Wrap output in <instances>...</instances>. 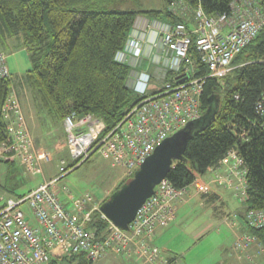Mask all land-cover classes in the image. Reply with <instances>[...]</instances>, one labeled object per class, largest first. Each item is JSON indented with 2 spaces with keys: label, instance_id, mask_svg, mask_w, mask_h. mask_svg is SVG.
<instances>
[{
  "label": "built area",
  "instance_id": "2783aa9c",
  "mask_svg": "<svg viewBox=\"0 0 264 264\" xmlns=\"http://www.w3.org/2000/svg\"><path fill=\"white\" fill-rule=\"evenodd\" d=\"M169 11L183 20L171 22L151 18L145 26L154 28V32L160 35L158 52L153 53L151 60L159 66L158 80L162 87L147 94L150 73L144 70L130 73L128 85L141 99L107 132L101 118L89 113L78 116L73 111L67 114L63 119V145L73 161L81 162L97 152L131 177L163 139L188 121L200 117L205 77L226 75L234 67V57L264 28V9L259 0H232L228 10L217 15L206 14L200 5L191 7L185 1L177 0L170 5ZM187 13L192 15L193 28L187 26ZM140 18L135 19L123 48L115 54L118 61L132 67L139 63L142 55L145 28L137 29ZM191 43L195 45L199 62L208 71L205 76H195ZM6 77H10V70L6 54L0 49V79ZM139 88L143 91H138ZM18 89L11 84L2 105V114L8 124L7 138L0 142V157L10 155L28 172H41L42 164L51 161L53 154L34 141ZM229 158L233 161L227 167V174L222 175L215 169L211 180L238 188L240 198H245L242 158L235 148L230 149L220 162ZM60 163L58 176L44 179L23 196L7 198L0 206V264H55V260L60 261L80 251L85 252L91 262L114 251L126 256L143 253L148 262L156 264L159 255L151 240L158 228L167 226L175 217L177 201L187 187L176 188L167 178L162 180L138 208L129 228L124 230L104 216L100 204L87 208L90 201L87 194L72 200L69 208L65 207L56 194V183L70 168L64 166V161ZM207 183L196 177L190 185L197 187V192H204ZM24 204L27 211L22 208ZM95 210L108 222L101 235L87 226ZM28 214L33 217V223ZM246 220L250 226L264 227V209L247 210ZM251 245L261 250V244L254 236L239 234L235 237L232 249L242 260L240 264H264L246 252Z\"/></svg>",
  "mask_w": 264,
  "mask_h": 264
},
{
  "label": "trees",
  "instance_id": "16d2710c",
  "mask_svg": "<svg viewBox=\"0 0 264 264\" xmlns=\"http://www.w3.org/2000/svg\"><path fill=\"white\" fill-rule=\"evenodd\" d=\"M124 1L0 0V46L9 41L21 43L31 64L16 82L11 72L10 77L0 79V142L7 138L8 120L3 117L2 105L11 84L28 88L40 132L44 129L51 133L44 134L47 143L65 138L63 119L72 111L78 116L89 113L101 118L107 132L140 101L128 85L132 66L118 61L116 52L123 48L138 15L171 22L183 18L169 11L177 0H164V13L110 6ZM134 1L138 4V0ZM183 1L191 7L200 5L208 15H217L227 11L232 0ZM259 2L264 9V0ZM190 55L196 64L195 76H205L208 71L199 62L194 43ZM232 64L234 67L222 77H205L199 118L210 116L215 110L214 117H207V125L192 134L183 158L173 161L166 178L174 187L188 189L198 175L217 169L227 152L235 148L245 170V198L240 200L247 212L264 209V28L234 57ZM14 160L10 155L0 157V161L10 164ZM78 162L74 160L66 168ZM230 217L226 216L225 222L229 223ZM87 226L101 235L108 222L95 210ZM243 226L240 235H252L260 242L261 250L254 253L258 256L255 259L263 263L264 227L248 225L246 214ZM61 260L66 264H92L82 251ZM60 261L55 260V264Z\"/></svg>",
  "mask_w": 264,
  "mask_h": 264
},
{
  "label": "rangeland",
  "instance_id": "374dc122",
  "mask_svg": "<svg viewBox=\"0 0 264 264\" xmlns=\"http://www.w3.org/2000/svg\"><path fill=\"white\" fill-rule=\"evenodd\" d=\"M110 6L117 7L119 9H154L160 10L163 13L165 12L164 0H138V4H136L134 0H126L121 3L119 2L111 4ZM187 18L191 19L192 15L190 13H187ZM0 48L6 54L7 64L12 74L13 81L16 82L22 79L27 69L31 67L27 49L17 41H9L6 45H1ZM162 85V82H159L160 88L162 87ZM19 89L21 94L20 96L22 108L27 123L28 125H30V130H33L34 128L32 133L34 141L36 142V144L48 149V151L52 152L53 155L51 161L42 164L41 172H28L25 167L21 166V164L16 160L13 161L14 164H10L7 161H0V196H2L4 199L0 201V206L5 202L7 198H17L23 196L27 194L29 190L37 187L42 182L41 176L44 177V179L58 176V167L60 166L61 161H64L65 167L72 164L73 162L71 156L69 155V152L63 145V136L61 137V139L53 143V145L49 146V144H51L52 142L47 144L45 135L42 134L45 132V130L43 129L42 132H40V128L37 125L36 116L32 108L31 97L28 88L23 84V86H19ZM44 127H47V125H45ZM56 153L57 155L60 154V160L57 159L54 161ZM18 163L20 164V167ZM212 175L213 171L210 170V177L209 180H207L208 185H210L211 183H217L211 180ZM129 179L130 177L125 174V170L123 168L114 166L110 159L104 158L99 153L95 152L87 160L79 162L72 168L70 167L68 173L65 174L56 184L57 188H59V197L65 200L67 206L69 205L70 200L81 198L87 194L90 198V201L87 204V208H91L94 205L99 204L105 197H107L112 191H114V188L118 186L119 183L127 181ZM191 187L194 188L195 191L198 190L197 187L195 188L193 185H191L183 194L180 200H183L185 196L190 194L192 189ZM66 192L72 196L71 199L65 197ZM236 195L234 193L233 196L235 197H232V199L228 200V206H231L233 209L238 208V211L242 212L245 216V206L244 204L242 205L240 201H237L238 195L237 197ZM180 200L177 201V204L178 202H180ZM190 204L191 208L186 213L187 216L190 212V218L189 221L188 219L186 220L187 226L185 230L195 228L199 222L203 221L207 216L210 215L209 211L201 213V208L193 207L194 202H190ZM22 208L24 211L28 210L26 204L22 205ZM225 227L222 229L220 228V230L216 231H214V228V230L207 233L198 242L195 240L188 241L187 237L179 235L176 243L182 244L187 242L185 248L187 249L185 250V252H187V255L184 257L187 260L191 261L192 264H214L215 262L224 260V257L228 260V264H238L235 256L229 257V253L232 254L230 244L228 242V239L231 236V232L229 229H225ZM252 246L255 247V251L256 249H258L256 245ZM152 247L154 250H156V246L153 245ZM246 252H249V249ZM107 254H115V252L111 251ZM107 254H105L107 257L104 255L99 260L92 262V264H120L116 262L113 263L111 257ZM134 255H138L146 262H148L146 255H144L143 253H136ZM158 255L160 256L159 253ZM254 255L258 259V256H256V254ZM159 256H157L156 258V264L163 263L162 259H160L161 257ZM118 257L121 256L118 255ZM238 258L240 260V257ZM125 262L126 264L129 263V261L126 260ZM148 263L152 264L151 262ZM60 264H66V261L61 260Z\"/></svg>",
  "mask_w": 264,
  "mask_h": 264
},
{
  "label": "crops",
  "instance_id": "0c3cea01",
  "mask_svg": "<svg viewBox=\"0 0 264 264\" xmlns=\"http://www.w3.org/2000/svg\"><path fill=\"white\" fill-rule=\"evenodd\" d=\"M138 16L141 18L137 21V29L141 31L145 28V26L147 25V21L151 18L147 16H143V15H138ZM191 19L186 18V23H187L188 28H193V22ZM159 41H160V35L154 32V28L152 27L145 28L143 41H142L141 58L139 59L138 64H135L134 67H131V74H134L140 70H144L150 73L151 79L147 87V93H150V94L160 89L159 82L161 81L158 80L159 66L151 60V56L153 55V53L158 52ZM29 128H30V125H29ZM33 130H30L31 133H33ZM42 134H51V133L44 132ZM59 139L61 138L59 137L56 139L54 138L51 141L52 142L51 144L49 143L47 144L51 146L53 145V143H55ZM65 149L67 150V148ZM59 156L60 154L57 155L56 153V157H54L55 158L54 161L57 159L60 160ZM232 161L233 160L229 158L226 162H220L218 164L219 166H217V170L222 175H226L227 167L230 165V163H232ZM11 164H14V163L11 162ZM19 167H20V164H19ZM214 170L215 168L212 171L214 172ZM209 174H210V171L206 172L205 174L201 176L198 175L197 177L201 182L206 183L207 180H209V177H210ZM41 178H42L41 180L43 181L44 177L41 176ZM233 191L235 195L236 193L238 195V188H234V187L230 188L221 181L217 183H211L210 185H208L206 191H204L203 193L197 192L195 191L194 188H192L190 194H188L187 196H185V198H183V200H180V202H178L176 206L175 217L169 222L167 226L158 228L153 237L152 244L156 246L157 252L162 257V262H163L162 264H192L191 261L187 260L184 257L187 255V252H185V250H187L185 249L187 242L182 243V244L176 243V240H178L179 235L187 237L188 241L195 240L198 242L207 233L214 230V228H215L214 231H216V230H220V228L221 229L224 228L225 226H226L225 229H229L231 232V236L229 237L228 242L230 244V249H231L232 254L229 253V257L235 256L238 264H240L239 262H242V260H239L238 258L239 256L237 252H233V249H232V244H233L235 236L239 235L244 230L243 229L244 227L243 226V213L238 211V208L233 209L231 206L230 207L228 206L229 205L228 200L232 199V197L233 198L235 197L233 196L234 195ZM56 194L59 197V188H57V184H56ZM65 195H66L65 196L66 198H72V196L68 197L67 192L65 193ZM59 199L65 205L66 208H69L71 206L72 200H70V203L67 206L64 199H61L60 197ZM237 201L241 202L240 197H238ZM190 202H194L193 207L201 208L200 210L201 213L209 211L210 215L207 216L203 221L199 222L195 228L190 229V230H185L187 226L186 220L188 219L189 221V218H190V212L186 216L187 211L191 208ZM226 216L232 217V218L230 217L231 221L229 223L228 221L225 222ZM28 219L30 220V222L34 221L33 217L30 214H28ZM253 252H255L254 246L249 248L248 253L250 254V256H252V258L255 259L256 258L254 255L255 253L253 254ZM107 255L111 257V260L113 263L116 262L120 264H126L125 262L126 260V261H129V263H133V264H149L148 262H146L143 258L139 257L138 255H132L129 258H121V257H118L116 254H110V255L107 254ZM214 264H228V260L224 257V260H220L218 262H215Z\"/></svg>",
  "mask_w": 264,
  "mask_h": 264
},
{
  "label": "water",
  "instance_id": "95a60500",
  "mask_svg": "<svg viewBox=\"0 0 264 264\" xmlns=\"http://www.w3.org/2000/svg\"><path fill=\"white\" fill-rule=\"evenodd\" d=\"M215 107H218V98ZM210 116L188 121L183 127L163 139L139 165L129 180L112 191L99 206L104 216L116 227L127 230L138 208L149 198L157 184L166 179L173 161L183 158L192 134L207 125ZM210 117V118H207Z\"/></svg>",
  "mask_w": 264,
  "mask_h": 264
},
{
  "label": "clouds",
  "instance_id": "9594fccd",
  "mask_svg": "<svg viewBox=\"0 0 264 264\" xmlns=\"http://www.w3.org/2000/svg\"><path fill=\"white\" fill-rule=\"evenodd\" d=\"M138 91H143V89L142 88H139V89H137Z\"/></svg>",
  "mask_w": 264,
  "mask_h": 264
}]
</instances>
